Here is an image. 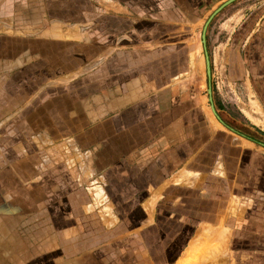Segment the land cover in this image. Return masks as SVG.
Wrapping results in <instances>:
<instances>
[{"label": "crops", "instance_id": "0c3cea01", "mask_svg": "<svg viewBox=\"0 0 264 264\" xmlns=\"http://www.w3.org/2000/svg\"><path fill=\"white\" fill-rule=\"evenodd\" d=\"M225 1L0 0V94L17 106L0 112V264H155L138 238L167 240L168 259L187 247L166 262L182 264L207 234L236 264H264V102L249 98L262 118L244 112L247 129L189 95L205 54L213 67L216 15L218 64L249 97L264 89V0L227 4L191 45ZM29 105L47 113L35 135ZM118 241L133 250L109 259Z\"/></svg>", "mask_w": 264, "mask_h": 264}, {"label": "rangeland", "instance_id": "374dc122", "mask_svg": "<svg viewBox=\"0 0 264 264\" xmlns=\"http://www.w3.org/2000/svg\"><path fill=\"white\" fill-rule=\"evenodd\" d=\"M218 18H220V16H218V15L214 16V20L211 21L210 25H208L210 27L209 28L210 34L208 35L209 36V49H210L211 56L213 55L211 57L213 59L212 60L213 67L211 66V64H209V74L208 75H206L204 73V76H203V72H200L199 78L195 77V78L191 79V77L189 76V80L187 79L188 86L190 88L189 89V92H190L189 95H190V97H192V96L195 97L197 92L200 93L201 97L203 96L206 98L209 95L211 97V100L214 101L215 105L220 110L221 114H224L227 117L231 118L233 121L237 122L238 126H240L241 128L245 127L248 129V128L252 127V125H251V122L244 116V112L248 113L252 118H256L259 120L262 118L261 114L255 113L254 110L251 109V107L248 104V100H249V98L251 100H254L257 103V105L260 107L259 103L264 102V95H261V92L264 94V89L252 90V92H251L252 95H251V97H249L248 89H245L243 87V85L241 84V82L239 80H237L238 77L236 78V80H234V77L230 79L229 74L226 71V69H223V67L218 64V58L219 57L216 56V49L210 47V45H211L210 43H212V41H211L212 40V34L211 33H213V34L215 33V30L218 26V24H217ZM200 25H201L200 22L197 25H195L196 29L194 32V37H193V40H191L192 47L195 46L197 49L201 48V44H202L200 42V30H201ZM221 43H222V40L220 38V40L217 41L216 44H214V46L218 47V45ZM205 46H206V44H205ZM208 59H210V58L208 57ZM219 63H220V61H219ZM197 81L200 82L199 89H196L194 87V86H196V85H194V82H197ZM3 91L4 90H2V92ZM208 91H209V93H208ZM256 91L259 94H256ZM4 99L5 98H4L3 94L1 93L0 94V101H2V102H0V112L10 111V109L13 110L17 107V106H13V105L6 106V104L4 103ZM261 106L264 109L263 104ZM25 109H27V108H25ZM28 109H29V113H31L33 117H32V119L30 118L28 120V126L27 127L29 129L30 135H35L37 132L40 131V129H43L41 127H44V126L47 127V125H48L47 124L48 122L45 120V118L44 119L42 118L43 116L37 117L38 112L39 113L41 112V114H43V115L45 114L44 115L45 117H46L47 113L42 112V107L41 108L38 107V108L33 109L32 106L29 105ZM49 109H51V108L48 107V110ZM50 112H51V110H50ZM13 129H15V127ZM61 132H64V129H62L60 131V133ZM62 137L63 136H59V137H55V138L58 139L59 142L60 141L64 142L63 140H61ZM59 142H57V143L59 144ZM30 155L33 156L31 158L32 161L36 162L37 161V157L35 156L36 153L33 154L31 152ZM48 156H49V159L53 158V156L52 155L50 156V154H48ZM64 159H65V157L62 156L60 160L63 161ZM61 161H59V162H61ZM61 175H64V174L62 173ZM83 188H84V185L77 186V189H83ZM28 190L37 191L36 186H33V185H28ZM35 196L37 197L38 195L35 193ZM30 200H31V198H30ZM162 203H163V205H162ZM29 205H30L31 209L32 208L37 209L35 202H32V200L30 201ZM161 205H162V207H161ZM164 207H167V206L165 205V203L163 201H161L157 206L158 209H160V208L164 209ZM170 209H172V208H170ZM175 209H178V208L175 207ZM1 213H3V212H0V214ZM35 213H36V210L30 211V214H35ZM34 218L35 217H33V219ZM131 219L136 220L137 218L131 217ZM129 220H130V218H124V221L126 222L127 228H128V226H131L133 224V223L131 224V222ZM157 221L160 223H163L164 218L160 217L157 219ZM56 222H58V217L54 218L53 224L54 225L57 224ZM127 222H129V224H127ZM177 225L170 226L168 235L164 236L163 238L164 239L168 238L169 235L172 234L173 230L174 231L179 230V226H177ZM162 226L163 225H161V224H160V226L158 225V229ZM121 234L122 233L113 234L115 236L109 237L108 240H112L114 237L118 238ZM159 234L162 235V233H158L157 236H159ZM32 235H33L32 231H28L26 233V236L28 238H31ZM129 235H131V234L126 233L125 237H126V239H129L131 241ZM151 238H153V237L151 236ZM206 238H207V242L205 241L202 244L203 247L200 246L202 249L197 248L195 250H192L187 256V259L190 261L188 262V260H187L182 264H213V262L215 260L216 261L214 264H236L234 257L237 256V254H235V250H233L231 248L229 249L227 247V243H226V247L222 251L221 255H219V253L216 254L217 256L219 255L217 258H215V256H213L212 251H211V254L207 253V251L210 250L208 246L213 247L216 245H214V243L212 242V240L214 241V236L212 234H210V235L207 234ZM166 241H164V244ZM162 243L163 242H161V244L158 243L157 246H154L155 244L152 243V239L150 241V239L147 238L146 241H144V240L141 241L138 238L137 243H136V248H137V251H140V255L143 258H146V260H149L151 258V261L152 262L154 261L155 264H166V262H168L169 260L172 261L178 257H179V259L184 258L183 257L184 253H185L184 251L186 250L187 247L182 248V249L180 247H178V248L172 250L173 257H172V259H168V249H165L164 248L165 246H164V244L162 245ZM123 244L125 245V241L124 242L118 241V243L115 244V245H117V246H115L116 247L115 249H111V248H108L107 250L105 249L106 252H108L110 250V252L108 253L109 259H113V258H116L118 256H121V254L126 255V252H129V253L132 252L133 249H128V248L125 249L124 248L125 246H123ZM159 245H161V246H159ZM205 246H207V248L209 250L203 249ZM50 254H51L50 258H52L53 252Z\"/></svg>", "mask_w": 264, "mask_h": 264}, {"label": "water", "instance_id": "95a60500", "mask_svg": "<svg viewBox=\"0 0 264 264\" xmlns=\"http://www.w3.org/2000/svg\"><path fill=\"white\" fill-rule=\"evenodd\" d=\"M232 1H234V0H227V1H225L224 3H222V4H221L216 10H214V11L210 14V16L207 18V20L205 21V23H204V25H203V28H202V31H201V35H200L201 43H202V44H204V31H205V28H206L208 22L210 21V19H211V18L213 17V15L216 14L221 8H223V7L226 6L227 4L231 3ZM204 62H205V71H206V75H208V74H209V66H208V58H207L206 54L204 55ZM208 93H209V91H208ZM212 111H213V109H212ZM213 112H214V111H213ZM214 115H215L216 119H217L219 122H221L220 119H219V117H218L215 113H214ZM261 146L264 147V145H262V144H261Z\"/></svg>", "mask_w": 264, "mask_h": 264}, {"label": "bare ground", "instance_id": "6f19581e", "mask_svg": "<svg viewBox=\"0 0 264 264\" xmlns=\"http://www.w3.org/2000/svg\"><path fill=\"white\" fill-rule=\"evenodd\" d=\"M208 247H209L210 250L207 248V246H205L203 249H208L209 251H207V253H210V254H211V251H212L213 252V256H215L217 253L220 252V250L217 248L218 246H213V247L212 246H208Z\"/></svg>", "mask_w": 264, "mask_h": 264}]
</instances>
